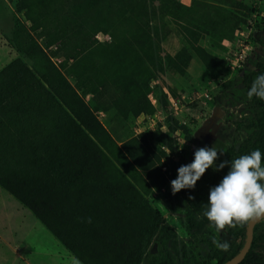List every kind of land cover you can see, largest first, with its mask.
<instances>
[{
	"label": "rangeland",
	"instance_id": "obj_1",
	"mask_svg": "<svg viewBox=\"0 0 264 264\" xmlns=\"http://www.w3.org/2000/svg\"><path fill=\"white\" fill-rule=\"evenodd\" d=\"M37 25L45 33L32 30ZM66 29L75 31L69 51ZM35 47L78 87L90 109V84L100 87L109 111L94 113L107 150L96 143L174 233L176 264H217L219 254L231 250H218L213 237L230 236V247L240 243L243 227L216 233L203 215L220 171L208 169L198 186L176 194L171 181L196 148L214 147L222 153L219 165L224 147L237 148L246 138L260 109L246 98L241 80L264 64V0H0V73L17 59L31 68L28 52ZM109 178L130 194L116 173ZM191 202L195 228L185 218ZM152 217L128 213L121 223L137 237ZM34 242L56 264L66 261L53 239L36 236Z\"/></svg>",
	"mask_w": 264,
	"mask_h": 264
},
{
	"label": "trees",
	"instance_id": "obj_2",
	"mask_svg": "<svg viewBox=\"0 0 264 264\" xmlns=\"http://www.w3.org/2000/svg\"><path fill=\"white\" fill-rule=\"evenodd\" d=\"M44 19L37 21L43 23ZM37 29L45 33L43 25L32 27ZM74 35L73 29H66L64 50H70ZM28 53L34 60L31 68L17 59L0 73V78L7 77L0 80V186L83 264H176L171 252L174 233L97 145L107 150L98 135L106 132L94 113L109 111L101 105L100 87L90 84L95 105L94 110L90 109L78 94V87L70 84L40 47ZM261 73L264 64L243 72L241 83L246 98ZM249 102L260 110L248 121L242 144L224 147L223 161L255 149L264 153V100L253 97ZM111 171L130 194L109 178ZM228 171L225 167L216 175L218 184ZM196 209L192 202L186 206L189 228L197 225ZM145 211L153 213L152 220L137 237L133 236V230L121 219L128 213ZM89 217L91 223L87 222ZM245 231L246 226L240 243L230 247L228 254L220 253L217 264L239 253ZM222 237L229 244L235 243L230 236ZM151 245L154 247L149 251ZM114 257V263L105 260ZM180 264L202 263L184 260ZM240 264H264V220L255 225L252 245Z\"/></svg>",
	"mask_w": 264,
	"mask_h": 264
},
{
	"label": "clouds",
	"instance_id": "obj_3",
	"mask_svg": "<svg viewBox=\"0 0 264 264\" xmlns=\"http://www.w3.org/2000/svg\"><path fill=\"white\" fill-rule=\"evenodd\" d=\"M247 96L249 100L253 97L264 100V73L255 77ZM219 154L222 153L214 147L196 148L193 161L180 166L178 178L171 181L173 194L183 189H194L210 168L221 171L229 167L220 183L209 191L206 211L203 213L209 226L216 233H221L226 228L245 227L251 222L264 220V153L255 149L249 154L216 165ZM87 222L91 223L90 217ZM212 243L221 251L226 252L230 248L227 240L213 237Z\"/></svg>",
	"mask_w": 264,
	"mask_h": 264
},
{
	"label": "crops",
	"instance_id": "obj_4",
	"mask_svg": "<svg viewBox=\"0 0 264 264\" xmlns=\"http://www.w3.org/2000/svg\"><path fill=\"white\" fill-rule=\"evenodd\" d=\"M36 236L53 239L64 254V264H83L27 207L0 186V264H56L50 251L37 250Z\"/></svg>",
	"mask_w": 264,
	"mask_h": 264
},
{
	"label": "water",
	"instance_id": "obj_5",
	"mask_svg": "<svg viewBox=\"0 0 264 264\" xmlns=\"http://www.w3.org/2000/svg\"><path fill=\"white\" fill-rule=\"evenodd\" d=\"M260 221L261 220L251 222L246 226L245 242H244L242 249L239 251V253L237 255H235L230 260L226 261L224 264H240V263H242V261L244 260L246 254L249 252L250 247L252 245L254 227Z\"/></svg>",
	"mask_w": 264,
	"mask_h": 264
}]
</instances>
